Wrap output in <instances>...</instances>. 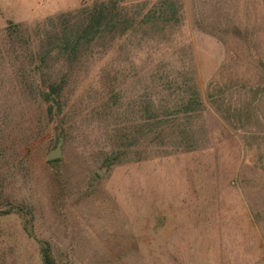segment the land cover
Here are the masks:
<instances>
[{
    "label": "rangeland",
    "instance_id": "374dc122",
    "mask_svg": "<svg viewBox=\"0 0 264 264\" xmlns=\"http://www.w3.org/2000/svg\"><path fill=\"white\" fill-rule=\"evenodd\" d=\"M89 1L0 0V36L7 20L30 25ZM178 1L182 17L173 42L192 41L203 97L210 81L223 85L236 78V130L206 103L203 148L105 163L94 169L98 178L87 190L90 177L76 159L77 140L66 157L62 142L55 166L46 154L57 140L44 149L35 146L38 140L21 161L10 124L2 120L0 88V138L10 146L0 150V203L35 204L34 233L51 242L54 254L102 264L106 248L100 244L107 242L108 251L122 255L109 264H264V0ZM235 28L239 37L232 35ZM248 102L247 118L239 109ZM0 264H40L36 243L15 214L0 215Z\"/></svg>",
    "mask_w": 264,
    "mask_h": 264
},
{
    "label": "trees",
    "instance_id": "16d2710c",
    "mask_svg": "<svg viewBox=\"0 0 264 264\" xmlns=\"http://www.w3.org/2000/svg\"><path fill=\"white\" fill-rule=\"evenodd\" d=\"M181 11L178 0H90L30 25L7 20L0 36V72H9L0 78L1 114L21 161L32 156L29 147L38 140L35 146L44 149L61 135L65 157L77 140L76 159L90 177L84 183L90 190L98 178L94 169L105 163L112 167L205 147L206 103L236 130V78L223 85L210 81L203 97L192 41L180 47L173 42ZM156 53L177 57L154 59ZM249 104L239 115L250 116ZM1 136L0 150L10 149ZM10 214L36 243L40 264H77L35 235V204L0 203V215ZM106 244H100L106 248L102 262H119L122 255ZM112 245L122 247L117 240Z\"/></svg>",
    "mask_w": 264,
    "mask_h": 264
},
{
    "label": "water",
    "instance_id": "95a60500",
    "mask_svg": "<svg viewBox=\"0 0 264 264\" xmlns=\"http://www.w3.org/2000/svg\"><path fill=\"white\" fill-rule=\"evenodd\" d=\"M62 142L63 138L61 135L58 136L57 141L55 143V146L52 147L46 154V160H54L62 157L63 151H62ZM99 174L102 173L101 170L98 171Z\"/></svg>",
    "mask_w": 264,
    "mask_h": 264
},
{
    "label": "built area",
    "instance_id": "2783aa9c",
    "mask_svg": "<svg viewBox=\"0 0 264 264\" xmlns=\"http://www.w3.org/2000/svg\"><path fill=\"white\" fill-rule=\"evenodd\" d=\"M128 1H139V0H128Z\"/></svg>",
    "mask_w": 264,
    "mask_h": 264
}]
</instances>
